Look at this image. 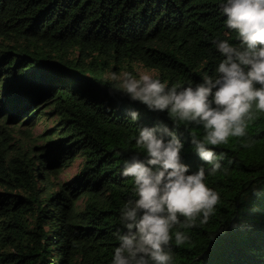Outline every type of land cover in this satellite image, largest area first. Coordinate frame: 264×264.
Returning <instances> with one entry per match:
<instances>
[{
  "label": "trees",
  "instance_id": "1",
  "mask_svg": "<svg viewBox=\"0 0 264 264\" xmlns=\"http://www.w3.org/2000/svg\"><path fill=\"white\" fill-rule=\"evenodd\" d=\"M224 2L0 0V264H112L120 210L136 199L121 173L143 158V126L175 128L182 162L198 169L202 126L131 102L112 73L138 78L141 65L169 87H195L224 59L213 40L238 43L225 36ZM253 113L246 137L208 145L224 154L205 180L219 201L207 224L172 229L171 264H264V113ZM42 118L53 125L34 134ZM76 157L73 179L57 181ZM178 230L189 237L179 246Z\"/></svg>",
  "mask_w": 264,
  "mask_h": 264
},
{
  "label": "clouds",
  "instance_id": "2",
  "mask_svg": "<svg viewBox=\"0 0 264 264\" xmlns=\"http://www.w3.org/2000/svg\"><path fill=\"white\" fill-rule=\"evenodd\" d=\"M220 10L231 30L225 36L234 31L238 43L213 40L224 59L213 75L205 74L195 87H169L149 74L137 78L131 72L112 73L117 90L131 102L204 130L202 138L193 135L191 139L195 155L203 162L192 171L182 162L184 143L175 128L158 122L155 127L139 129L136 146L143 158L139 153L131 156L121 173L132 178L136 199H129L120 210L124 231L113 233L119 246L112 264H171L172 254L166 249L173 239L172 229L195 227L201 217L200 223L207 224L219 201L205 180L206 173L214 175L222 169L224 154L217 156L208 145L246 137L248 121L254 119L253 106L264 113V0H225ZM127 115L132 121L140 118L132 109ZM251 145L249 141L241 146ZM174 238L177 246L189 239L179 230Z\"/></svg>",
  "mask_w": 264,
  "mask_h": 264
},
{
  "label": "rangeland",
  "instance_id": "3",
  "mask_svg": "<svg viewBox=\"0 0 264 264\" xmlns=\"http://www.w3.org/2000/svg\"><path fill=\"white\" fill-rule=\"evenodd\" d=\"M135 71L138 75L140 74H149L155 77L156 72L151 69H147L142 67L141 65H136ZM53 125V122L51 120L45 121L43 118L40 119L37 124L33 128V133L37 134L38 132L42 131L45 127H50ZM81 166V158L76 157L73 162L65 167L59 174V177L57 178V181H66L71 180L75 176V174L79 171V168Z\"/></svg>",
  "mask_w": 264,
  "mask_h": 264
}]
</instances>
